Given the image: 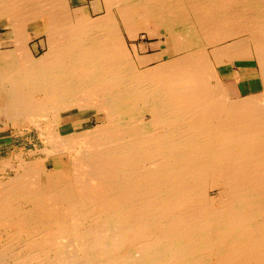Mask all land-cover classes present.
<instances>
[{
    "label": "bare ground",
    "instance_id": "bare-ground-1",
    "mask_svg": "<svg viewBox=\"0 0 264 264\" xmlns=\"http://www.w3.org/2000/svg\"><path fill=\"white\" fill-rule=\"evenodd\" d=\"M88 3L0 0V264H264V0Z\"/></svg>",
    "mask_w": 264,
    "mask_h": 264
},
{
    "label": "rangeland",
    "instance_id": "rangeland-1",
    "mask_svg": "<svg viewBox=\"0 0 264 264\" xmlns=\"http://www.w3.org/2000/svg\"><path fill=\"white\" fill-rule=\"evenodd\" d=\"M92 1L93 0H89L88 5L92 4L91 3ZM7 33H8L7 30L0 29V34L6 35ZM124 35H126L125 32H124ZM5 39H6L5 47L8 48L10 46V43L8 44L10 39H8L7 36L5 37ZM41 39L42 38H37V39L32 38V41L30 42V46L33 48V46L39 43ZM129 47H130V50L134 53V50H135V48H133L134 46L129 45ZM41 52L43 53V49H41ZM231 67L232 66H226V67L221 68L220 70L223 74L226 75V73L232 71ZM256 71L257 70L255 69L242 68V72H244V75H243L244 78H247V77L251 78L255 76V74L253 73ZM225 82L232 96H238V92H237L238 90L236 88L237 83L235 79L229 78ZM260 87H261V83L258 82L253 85L252 89L253 91H257L260 89ZM74 120H75L74 118H65L64 123H68ZM67 129L71 130L72 127L70 126ZM37 145H39L40 147L42 146L41 144H39V139L37 138L36 132L26 134L21 128H13L9 125L0 127V165L3 160L9 159L10 157H13L14 155L22 151L27 153L29 151L35 150ZM1 176L3 175L1 174Z\"/></svg>",
    "mask_w": 264,
    "mask_h": 264
},
{
    "label": "crops",
    "instance_id": "crops-1",
    "mask_svg": "<svg viewBox=\"0 0 264 264\" xmlns=\"http://www.w3.org/2000/svg\"><path fill=\"white\" fill-rule=\"evenodd\" d=\"M142 31H139L138 37L136 39H132L130 38V36L128 35V33L124 30L125 32V38L127 40V43L131 46H135L136 48V55L135 56H139V57H153V56H164L162 57V59L160 61H156L153 62L151 64H149L150 66H154L156 64H159L161 62H164L166 60H168L167 55L165 54L164 50L166 48L164 42H166V30L165 29H160L158 26L161 25V21L157 20V19H153V18H149L148 20H145L142 22ZM151 25V26H150ZM146 29H152L158 31V33H160V35L162 36L157 37V36H150V33L146 30ZM131 42V43H129ZM160 43H162L160 45ZM231 44L230 42L225 43L224 45H218V47L221 46H227ZM139 47V48H138ZM217 47V46H216ZM135 53V52H134ZM255 63L253 62H248V64H245L244 62H238L236 64L232 65V71L226 73V75H231L235 72H238L241 70V68H248V69H252L254 67ZM237 67V68H236ZM239 73V72H238ZM241 75H243L242 73H239ZM225 75V74H224ZM228 80L229 78H224V80ZM260 82L258 79H251L250 77L244 78L242 79L239 83L236 84V88L238 87L239 90H241V92L244 94V96L249 95L251 93H254L256 91L253 92V85Z\"/></svg>",
    "mask_w": 264,
    "mask_h": 264
}]
</instances>
